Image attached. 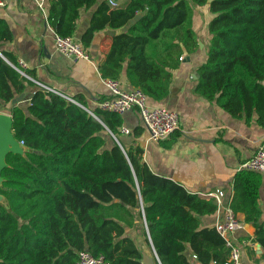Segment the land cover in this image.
Wrapping results in <instances>:
<instances>
[{
	"label": "trees",
	"instance_id": "16d2710c",
	"mask_svg": "<svg viewBox=\"0 0 264 264\" xmlns=\"http://www.w3.org/2000/svg\"><path fill=\"white\" fill-rule=\"evenodd\" d=\"M96 4L82 42L89 47L97 31L116 30L99 64L101 76L120 79L125 70L132 88L142 89L149 103L168 96L184 52L199 49L194 14L208 6L214 14L208 26L212 37L195 90L231 115L248 123L254 118L264 127V0H128L124 6L49 0L48 22L58 34L74 35L81 9ZM12 37L0 18V42ZM0 52L10 60L0 54V111L12 114L15 136L26 147L24 154L10 152L2 171L0 193L7 203L0 202V264H78L82 250L104 254L112 264H144L143 249L129 233L134 227L143 228L145 243L162 264H194L188 246L200 263L224 264L223 238L215 227L202 226L216 203L151 170L137 140L147 128L138 108L133 109L144 127L130 130L135 139L129 146L121 114L98 107L91 110L97 119L37 84L27 106L15 102L8 108L32 82L15 68L19 62L13 56ZM117 182L133 190L136 204L100 196ZM260 185L259 172L242 168L235 176L234 203L264 242Z\"/></svg>",
	"mask_w": 264,
	"mask_h": 264
},
{
	"label": "crops",
	"instance_id": "0c3cea01",
	"mask_svg": "<svg viewBox=\"0 0 264 264\" xmlns=\"http://www.w3.org/2000/svg\"><path fill=\"white\" fill-rule=\"evenodd\" d=\"M113 2L124 6L128 0ZM96 7L97 4L81 9L74 33L77 38L81 39L89 26ZM213 17L208 6L196 8L193 27L203 45L199 44V49L192 55L184 52L183 63L174 70L168 96L162 101L150 100L153 106H167L176 110L180 117V129L166 140H151L135 109L122 114L123 126L131 131L137 125L144 127L137 140L144 148V160L156 174L169 177L199 195L223 189L226 192L223 206L237 207L236 212L245 222L244 229L236 234V241L242 249V263L264 264V242L257 239V227L246 220V212L240 209L241 205L234 203L235 176L242 169L241 164L252 157L258 145L264 141V127L254 118L248 123L244 117L231 115L216 101L207 99L195 90L197 68L207 59L212 37L208 26ZM0 18L8 23L13 35L12 39L1 41L0 48L17 61L22 59L27 63L24 71L28 76L15 68L32 82L27 84L25 96L18 105L29 104L39 82L56 88L77 102L81 98L86 105L79 104L87 110L98 108L100 101L111 96L102 80L99 64L104 60L116 30L107 27L97 31L88 47L91 61H74L56 50L54 33L33 0H7L6 5L0 7ZM0 54L10 63L7 56L2 52ZM187 57L190 59L187 60ZM119 80L125 88H132L125 70ZM122 138L128 146L135 139L134 134L124 133ZM260 175L259 223L264 226V175ZM215 221L216 211L202 217V226L214 227ZM129 233L143 249V259L146 254L154 260V264H162L153 246L145 243L142 227H134ZM262 237L264 239V233ZM186 255L190 262L202 264L197 261L190 246Z\"/></svg>",
	"mask_w": 264,
	"mask_h": 264
},
{
	"label": "built area",
	"instance_id": "2783aa9c",
	"mask_svg": "<svg viewBox=\"0 0 264 264\" xmlns=\"http://www.w3.org/2000/svg\"><path fill=\"white\" fill-rule=\"evenodd\" d=\"M46 19L48 26L54 33V44L58 52L65 57L74 61L84 59L91 61V56L88 47L84 45L81 39L75 35L58 34L48 22V7L47 0H33ZM7 0H0V7H4ZM111 4H115L110 0ZM184 59V56L181 57ZM17 67L26 76L24 68L27 63L24 60H19ZM103 78V77H102ZM104 84L111 92V96L99 102V107L106 111L125 114L133 108H138L147 130L150 134V139L154 141H163L168 138L178 129H180V117L176 110L167 106H153L149 103V96L140 88H124L119 79L103 78ZM45 92H55L65 98L77 102L75 99L59 92L56 88L47 84H38ZM79 103V102H77ZM91 114L96 115L93 111L88 110ZM124 134H129L128 127H121ZM115 137V135H113ZM23 144V141H21ZM241 168L246 170L257 171L264 175V141H262L252 157L241 164ZM226 192L223 189H217L211 192L202 194L203 197L213 200L216 205V221L214 227L223 238L225 246L228 249V257L224 264H243L242 249L236 241V234L244 229L245 222L240 218L238 213L231 205L223 206V198ZM143 207V206H142ZM147 227V225H146ZM78 264H112L108 261L104 254L94 255L88 250H82L79 253Z\"/></svg>",
	"mask_w": 264,
	"mask_h": 264
},
{
	"label": "water",
	"instance_id": "95a60500",
	"mask_svg": "<svg viewBox=\"0 0 264 264\" xmlns=\"http://www.w3.org/2000/svg\"><path fill=\"white\" fill-rule=\"evenodd\" d=\"M213 0H208V2H212ZM138 16L135 18L137 19ZM202 46L203 43L199 42ZM190 58L187 57V60ZM199 75L196 73L195 78H198ZM24 94L18 96L17 98L11 100L8 103V108H11L15 102H20L24 98ZM93 115V114H92ZM97 119L99 118L97 115H93ZM116 138V136H115ZM26 151V147L18 140L15 136V132L13 129V116L8 112L0 111V185H2L4 178L2 176L3 169L8 165L7 163V155L10 152L24 154ZM0 202L7 203V200L4 195L0 193ZM144 263L145 264H154V260L148 257L146 254L144 255Z\"/></svg>",
	"mask_w": 264,
	"mask_h": 264
},
{
	"label": "rangeland",
	"instance_id": "374dc122",
	"mask_svg": "<svg viewBox=\"0 0 264 264\" xmlns=\"http://www.w3.org/2000/svg\"><path fill=\"white\" fill-rule=\"evenodd\" d=\"M104 193V195H103ZM101 197L105 200H112L114 198L125 199L131 202L132 205L136 204V196L133 190L126 184L117 182L105 187Z\"/></svg>",
	"mask_w": 264,
	"mask_h": 264
}]
</instances>
